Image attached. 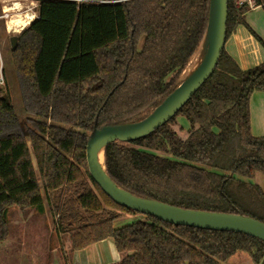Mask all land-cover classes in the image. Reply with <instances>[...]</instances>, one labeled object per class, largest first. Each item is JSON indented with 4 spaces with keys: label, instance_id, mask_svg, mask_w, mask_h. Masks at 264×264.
<instances>
[{
    "label": "trees",
    "instance_id": "obj_1",
    "mask_svg": "<svg viewBox=\"0 0 264 264\" xmlns=\"http://www.w3.org/2000/svg\"><path fill=\"white\" fill-rule=\"evenodd\" d=\"M237 1L228 0L226 40L249 10ZM209 2L39 0L38 18L14 33L12 47L27 135L10 93L0 92V242L12 206L42 209L47 197L71 252L112 238L121 256L115 264H264V241L242 233L146 214L116 227L141 213L116 204L88 170L95 127L142 120L193 67ZM256 91H264V63L243 70L224 48L213 74L169 122L107 145V173L137 196L264 222V192L254 182L264 175V137L251 132Z\"/></svg>",
    "mask_w": 264,
    "mask_h": 264
},
{
    "label": "water",
    "instance_id": "obj_2",
    "mask_svg": "<svg viewBox=\"0 0 264 264\" xmlns=\"http://www.w3.org/2000/svg\"><path fill=\"white\" fill-rule=\"evenodd\" d=\"M227 18L228 0H210L206 30L198 47V50L202 49L201 60L181 80L180 84L142 120L105 125L101 128L95 127L89 133L86 160L94 182L120 206L174 225L237 232L264 241V222L261 220L243 214L182 208L134 195L112 180L105 164L107 145L113 142H132L144 138L169 122L213 74L225 47ZM11 43L15 49L17 36L11 37Z\"/></svg>",
    "mask_w": 264,
    "mask_h": 264
},
{
    "label": "rangeland",
    "instance_id": "obj_3",
    "mask_svg": "<svg viewBox=\"0 0 264 264\" xmlns=\"http://www.w3.org/2000/svg\"><path fill=\"white\" fill-rule=\"evenodd\" d=\"M37 6L38 4L35 0H0L1 14L3 13V7L6 9L12 7L13 9H9V12H12V14H22L21 17H16V20L18 18L23 19L27 12L33 13L32 15L34 17L37 16ZM14 29H16V27H14ZM14 33L16 32L13 30L11 32L8 31L5 19H1L0 47L2 48L3 53L5 85L0 87V92H4L7 89L10 93L20 119L21 130L25 134L29 133L31 123L27 119L28 114L24 112L12 58L11 37L14 36ZM143 40L144 39L141 40V43H143ZM183 73L180 80H183L184 78ZM177 121L179 126H182L185 130L188 129L189 123L186 118L180 116ZM261 176L264 178V175L261 174ZM254 182L258 184L255 179ZM140 218H142V214L129 215L128 217L118 220L115 223V226L121 227ZM56 219L57 217H55L50 211L47 197L44 199L42 209L31 207L21 210L17 206H12L9 209L8 214V235L0 242V264H72L70 253L73 251L71 252L69 238H67V236L63 237V239L59 238L56 232ZM110 240L115 245L112 238L103 239L98 243L105 241L103 246H106L105 249L110 252ZM62 244L65 247L66 255L64 254ZM92 253L94 252L90 249L87 253L90 254V260L85 264H95V257ZM240 255L243 256L242 254ZM236 258L240 257L238 256ZM67 260L69 263H66ZM228 264H230V262Z\"/></svg>",
    "mask_w": 264,
    "mask_h": 264
},
{
    "label": "crops",
    "instance_id": "obj_4",
    "mask_svg": "<svg viewBox=\"0 0 264 264\" xmlns=\"http://www.w3.org/2000/svg\"><path fill=\"white\" fill-rule=\"evenodd\" d=\"M244 19L245 23L238 25L227 38L224 48L241 69L248 70L264 63V8L262 5L249 8L244 15ZM9 32L11 31L9 30ZM250 110L253 136L264 137V91L253 93ZM256 180L264 191V178L261 174H257ZM105 241L97 242L98 244H92L86 249L70 253L72 264H85L89 261L91 253H87L90 249L94 252L92 254L95 257V264L117 263L121 259L120 254L111 240L109 242L110 252H108L105 249L106 246H103Z\"/></svg>",
    "mask_w": 264,
    "mask_h": 264
},
{
    "label": "built area",
    "instance_id": "obj_5",
    "mask_svg": "<svg viewBox=\"0 0 264 264\" xmlns=\"http://www.w3.org/2000/svg\"><path fill=\"white\" fill-rule=\"evenodd\" d=\"M35 1L38 4L39 0H35ZM70 1H77V2L91 1V2H99V3H115V2H121V1H126V0H70ZM243 4H247V6L249 8H254L256 6V1L255 0H238L237 1V5L238 6L243 5ZM37 8H38V6H37ZM9 9H13V8L11 7ZM9 9H6V8L3 7V9H2L3 13L0 14V20L1 19H5L8 31L10 30L8 28L9 27L8 23H9V21H11V19L15 15V13L12 14V12H9L10 11ZM36 18H38V13H37V16L34 17V19H36ZM24 28H22L20 31H17V32L14 31V32L19 33ZM3 64H4L3 63V53H2V48L0 47V87L5 85V74L3 72Z\"/></svg>",
    "mask_w": 264,
    "mask_h": 264
},
{
    "label": "bare ground",
    "instance_id": "obj_6",
    "mask_svg": "<svg viewBox=\"0 0 264 264\" xmlns=\"http://www.w3.org/2000/svg\"><path fill=\"white\" fill-rule=\"evenodd\" d=\"M32 14L33 13L27 12L26 15H24L23 19H19L18 18L17 20H16V17H19V16L21 17L22 14L21 15L20 14H17V15L15 14V16L11 19V21H9V23H8L9 24V27L8 28L11 31L12 30L13 31H16V32L17 31H20V29L28 26L33 21L34 16ZM34 14H35V12H34ZM14 27H16V29H14ZM201 54H202V49L199 52V55L197 57V60H196L195 64L193 65V67L190 69V71L187 74H189L194 69L195 65L199 62L200 58L202 57ZM101 163L104 166V163H103V159L102 158H101Z\"/></svg>",
    "mask_w": 264,
    "mask_h": 264
}]
</instances>
